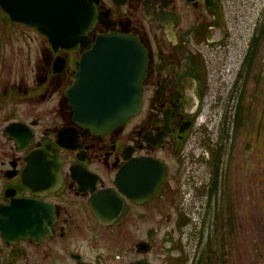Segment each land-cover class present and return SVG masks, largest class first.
Masks as SVG:
<instances>
[{
    "label": "flooded vegetation",
    "instance_id": "obj_1",
    "mask_svg": "<svg viewBox=\"0 0 264 264\" xmlns=\"http://www.w3.org/2000/svg\"><path fill=\"white\" fill-rule=\"evenodd\" d=\"M29 1L24 12L42 15L41 1L32 8ZM6 3L0 0V264H186L183 248L185 256L172 252L181 251L176 226L191 223L188 194L196 208L203 188L193 174L210 173L212 198L222 187V155L231 157L203 115L213 103L214 51L227 35L226 0H80L89 28L77 43L52 42L15 21L13 0ZM110 34L136 37L146 50L143 96L134 117L95 130L75 119L67 93L83 55ZM263 40L264 22L243 61L248 78ZM242 114L236 104L235 131ZM176 215L182 222L174 223ZM200 236L197 264L227 263L228 251Z\"/></svg>",
    "mask_w": 264,
    "mask_h": 264
},
{
    "label": "rangeland",
    "instance_id": "obj_2",
    "mask_svg": "<svg viewBox=\"0 0 264 264\" xmlns=\"http://www.w3.org/2000/svg\"><path fill=\"white\" fill-rule=\"evenodd\" d=\"M260 15L262 20L258 23ZM225 18L227 27L224 32L227 35L220 33L221 43L215 49L216 56L213 57L215 68L212 71L213 85L211 84L210 90L213 103L205 108L203 115L204 119H208V128L213 129L214 142H222L226 153L231 157L222 155L225 170L222 187L212 198L207 197L206 191L210 173L198 171L193 174L195 181L203 183V188L201 192H195L196 197L200 196L196 199L197 209L191 205L192 196L188 194V203L185 204L191 223L181 230L176 226V249L181 245V251L172 252L182 257L183 248L188 255L186 264H197L202 249V231L209 237L212 249L218 252L228 251V261L225 264H264V40L257 66L253 67L251 74L248 73L249 78L243 72V61L247 56L249 43L264 22V0H226ZM239 58L243 62L241 66ZM241 72L243 76L237 80V95L235 92L233 95L230 91L233 79ZM258 74L261 75V82L251 95L252 85ZM252 96L253 114L249 115L247 111ZM236 104H240L243 110L240 119L242 124H239L237 131L234 130L233 120ZM252 115H256V118H252ZM248 119L251 120L250 132L246 131ZM223 120L226 121V133L222 128ZM191 166L194 170L197 167L199 170L201 166L204 168L203 164ZM187 186L183 185L182 191H192ZM181 207H185L183 202ZM176 217L177 215L175 224L177 221L182 222V215L179 220ZM216 263H219V259ZM177 264H182V261L178 260Z\"/></svg>",
    "mask_w": 264,
    "mask_h": 264
},
{
    "label": "water",
    "instance_id": "obj_3",
    "mask_svg": "<svg viewBox=\"0 0 264 264\" xmlns=\"http://www.w3.org/2000/svg\"><path fill=\"white\" fill-rule=\"evenodd\" d=\"M6 1L1 0L5 8ZM40 1L42 15L33 16L24 12L23 0H13L9 9L14 20L37 28L52 42L83 41L82 35L89 28V12L81 9L80 0H74L72 7L66 0ZM32 5L30 0V8ZM146 66V51L135 37H100L83 55L76 81L68 91L75 119L95 130H107L135 116L141 107Z\"/></svg>",
    "mask_w": 264,
    "mask_h": 264
}]
</instances>
